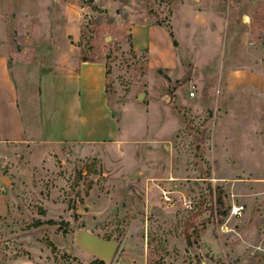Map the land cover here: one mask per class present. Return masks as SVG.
<instances>
[{
  "label": "rangeland",
  "instance_id": "374dc122",
  "mask_svg": "<svg viewBox=\"0 0 264 264\" xmlns=\"http://www.w3.org/2000/svg\"><path fill=\"white\" fill-rule=\"evenodd\" d=\"M142 22L173 32V73L133 49ZM0 54L33 126L47 72L104 61L120 134L7 152L0 264H264V92L227 86L264 76V0H0ZM82 231L113 240V258L97 263Z\"/></svg>",
  "mask_w": 264,
  "mask_h": 264
},
{
  "label": "crops",
  "instance_id": "0c3cea01",
  "mask_svg": "<svg viewBox=\"0 0 264 264\" xmlns=\"http://www.w3.org/2000/svg\"><path fill=\"white\" fill-rule=\"evenodd\" d=\"M129 34L135 51L147 50L150 67L160 68L164 73L177 70L176 46L164 26L135 23ZM64 70L43 76L39 121L33 126L26 121L9 60L0 54V216L9 211L10 180L2 169L8 151L33 142L99 145L120 140L117 120L109 105L105 62L70 60ZM227 86L229 90L254 86L264 92V76L230 74Z\"/></svg>",
  "mask_w": 264,
  "mask_h": 264
},
{
  "label": "water",
  "instance_id": "95a60500",
  "mask_svg": "<svg viewBox=\"0 0 264 264\" xmlns=\"http://www.w3.org/2000/svg\"><path fill=\"white\" fill-rule=\"evenodd\" d=\"M82 246L88 252L95 254L99 259L111 260L117 250L113 240H105L96 235L80 232Z\"/></svg>",
  "mask_w": 264,
  "mask_h": 264
},
{
  "label": "trees",
  "instance_id": "16d2710c",
  "mask_svg": "<svg viewBox=\"0 0 264 264\" xmlns=\"http://www.w3.org/2000/svg\"><path fill=\"white\" fill-rule=\"evenodd\" d=\"M155 24L161 25L160 23H155ZM161 26H162V25H161ZM167 31L169 32L170 36L172 37L174 45H176L177 41L175 40V38H174V36H173V32H172L170 29H167ZM144 51L147 52V50H144ZM81 60H82V61H95V60H93V59L90 58V57H83ZM157 71H158L159 73H164V71H163L162 69H160V68L157 69ZM107 73H108V69H107ZM107 93H108V89H107ZM215 204H216V206H217V208H216V209H217V212H218L221 216H224V215L226 214V211H221V210H220V207L223 205V198H222L221 193H218V194H217V196H216V200H215ZM49 222H53V221H49ZM39 224H40V222H39V221H36V222L32 223V224L30 225V227H37V226H39ZM189 239H190V236L188 235L187 240L189 241ZM96 262H97V263H102L103 260H101V259H97ZM147 264H161V262H160V260H152V259H149V260L147 261Z\"/></svg>",
  "mask_w": 264,
  "mask_h": 264
},
{
  "label": "built area",
  "instance_id": "2783aa9c",
  "mask_svg": "<svg viewBox=\"0 0 264 264\" xmlns=\"http://www.w3.org/2000/svg\"><path fill=\"white\" fill-rule=\"evenodd\" d=\"M190 95H191V96H194V91H191V92H190ZM242 208H243L242 206H240V207H234V209H233V214H238V213H240V211H241Z\"/></svg>",
  "mask_w": 264,
  "mask_h": 264
}]
</instances>
